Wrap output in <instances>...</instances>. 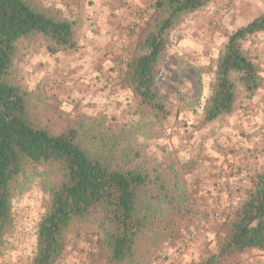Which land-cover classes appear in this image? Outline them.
Listing matches in <instances>:
<instances>
[{
  "label": "trees",
  "instance_id": "trees-1",
  "mask_svg": "<svg viewBox=\"0 0 264 264\" xmlns=\"http://www.w3.org/2000/svg\"><path fill=\"white\" fill-rule=\"evenodd\" d=\"M208 1L153 0L151 8L161 19L126 63V81L138 98V109L148 108L158 118L169 116L160 91L168 33L176 17ZM262 32L264 12L228 36L202 107L203 125L235 111L239 86L246 98L253 97L260 68L241 41ZM30 36L43 38L50 54L76 45L71 20L35 10L25 0H0V252L12 224L13 184L27 166L39 165L54 171L57 180L37 223L29 264H56L72 227L81 223L95 226L105 264H132L138 240L160 244L166 227L177 223L174 218L192 210L186 168L171 162L165 146L158 151L156 139L142 133L133 138L103 116L80 118L59 134L32 121L26 91L7 77L17 41ZM219 220L226 233L218 250L193 264H223L235 254L264 249V167L234 209L220 212ZM197 225L191 224L187 232Z\"/></svg>",
  "mask_w": 264,
  "mask_h": 264
},
{
  "label": "rangeland",
  "instance_id": "rangeland-1",
  "mask_svg": "<svg viewBox=\"0 0 264 264\" xmlns=\"http://www.w3.org/2000/svg\"><path fill=\"white\" fill-rule=\"evenodd\" d=\"M25 1L35 10L64 18L50 0ZM152 2L73 0V11L65 18L73 22L74 47L50 54L44 39L39 36L17 41L7 77L26 91L29 118L59 134L76 125L80 118L92 121L103 116L111 126L126 129L133 138L142 133L156 139L158 151L165 146L171 162L186 149L178 150V144L184 139L190 143L187 148L198 154L207 147L206 142H209L210 149L215 150L218 130L232 128L233 123L240 119L251 122L252 118L258 117L263 124L260 128H264V109L258 108L256 96L246 98L240 86L237 88L236 108L231 115L209 124L202 123V107L210 94L216 61L225 49L228 36L263 13L264 0H210L195 11L176 17L168 33L167 51L161 63L160 91L169 110L167 118L156 117L148 108L138 109V98L132 94L126 81V63L140 52L139 42L161 19L152 10ZM104 6L107 11L98 13L97 10ZM135 10L141 14L140 22L135 28H130L131 13ZM242 44L249 48L247 39L242 40ZM256 62L260 63V69L263 68L261 75L264 80V57ZM238 136L244 138L246 135L240 133ZM167 140H174L178 146H172V143L169 147L163 145ZM174 153L177 154L173 156ZM259 153L264 155V149L261 148ZM56 180L54 171L29 165L15 181L12 224L2 242L0 264H29L36 226L48 206L50 189ZM212 184L215 186L214 181ZM224 230L223 237L226 228ZM95 234L93 224L74 225L66 251L56 264H105L104 252L97 246ZM160 248L159 243L138 240L132 264H155L159 256L167 255ZM261 255L263 259L256 250L248 251L244 257L238 253L223 264H243L244 261L247 264L253 263L251 261L264 264V254ZM254 256L259 258L252 259Z\"/></svg>",
  "mask_w": 264,
  "mask_h": 264
},
{
  "label": "crops",
  "instance_id": "crops-1",
  "mask_svg": "<svg viewBox=\"0 0 264 264\" xmlns=\"http://www.w3.org/2000/svg\"><path fill=\"white\" fill-rule=\"evenodd\" d=\"M53 1L50 0V4H54L55 9L60 10L59 13L62 12L64 18L66 14L73 11V0ZM139 2L144 3L145 0H139ZM75 6L77 7V5ZM106 11L105 6L97 10L101 14ZM121 11L120 8L119 12ZM263 37L264 32L246 38L251 51L246 48V45L242 44L243 48L245 46V52L255 61L262 60L264 57ZM261 71H263V68L259 70V85L253 97H257L258 108L264 109V80ZM260 94H262V97H260ZM262 125V119L258 117L252 118L251 122L246 121V119H240L233 123L232 128L218 130L216 135L218 146L215 147V150L210 149L209 142H206L207 147H204L198 154L187 148L190 143L186 139L183 142L179 141L178 145L180 147L178 150L186 149L182 150L180 152L181 155H177V158L173 159L172 163L178 168L180 163H182L183 167L186 168L184 172L186 176L185 185L190 192L187 202L192 210L184 215L175 217L174 220L177 223L170 228L166 227L160 237V249L167 252L166 254L172 253L182 244L187 245L185 253L177 264H193L194 262L203 261L208 255L218 250L226 227L224 226L223 229L222 224L224 221L213 220L209 212L219 204V208L225 215L229 210L234 209L235 205L243 197L245 190L252 187L256 174L264 167L263 152L259 153L261 148L264 149V128H260ZM240 133H244L246 138L239 137L238 134ZM247 133H249V138ZM254 134L257 137L253 138ZM189 136L190 133L187 137L189 138ZM171 141L167 140L164 143L168 147L171 143L173 146L175 142L174 140ZM178 145L175 144V146ZM228 150L230 153H228ZM175 154L177 153H174L173 156ZM217 179L221 181V186L218 189L212 184ZM184 222L188 223L183 224ZM197 222H200L197 227L200 224H204L201 234L193 242L187 243V237L185 236L187 228ZM256 252L260 255V258L263 257L261 254H264V249L256 250ZM241 254L244 257L247 252ZM255 258H259V256H254L252 259ZM245 262L247 261H244L243 264H247ZM251 262H253L251 264H255L254 261Z\"/></svg>",
  "mask_w": 264,
  "mask_h": 264
},
{
  "label": "built area",
  "instance_id": "built-area-1",
  "mask_svg": "<svg viewBox=\"0 0 264 264\" xmlns=\"http://www.w3.org/2000/svg\"><path fill=\"white\" fill-rule=\"evenodd\" d=\"M140 12L138 10H135L131 13V20L129 22V27L130 28H135L138 23L140 22ZM215 186L216 188H220L221 186V181L219 179H217L215 181ZM212 213H211V218L213 220H219L220 218V208H219V204L216 205L215 207H213L212 209ZM204 224H200L198 227L192 228L187 235V243H191L193 242L201 233L202 228H203ZM186 244H182L180 245L175 251H173L170 254L167 255H161L159 256V258L157 259L155 264H177L178 260L182 257V255L185 253L186 251Z\"/></svg>",
  "mask_w": 264,
  "mask_h": 264
}]
</instances>
